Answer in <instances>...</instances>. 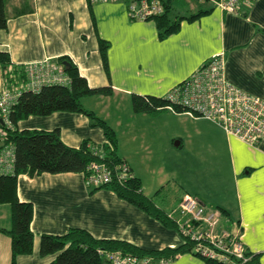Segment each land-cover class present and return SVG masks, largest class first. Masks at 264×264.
<instances>
[{
	"label": "crops",
	"instance_id": "1",
	"mask_svg": "<svg viewBox=\"0 0 264 264\" xmlns=\"http://www.w3.org/2000/svg\"><path fill=\"white\" fill-rule=\"evenodd\" d=\"M172 4L183 14L212 9L195 20H182L177 31L161 38L153 19L131 20L123 0H5L6 27L0 29V51L9 55L15 67L67 56L90 87L109 86L108 95L86 96L82 104L115 130L117 154L129 164L133 176L140 179L142 192L153 197L156 205L167 212L175 208L185 194L194 196L204 205L210 203L211 207L222 209L221 217L232 226L224 229L235 232L239 228L247 251L259 254L260 263L264 264V137L257 146L251 147L209 120L191 117L193 121H190L186 115L177 114L178 121L192 124L197 135L202 134L198 126L207 130L204 136L207 140L200 148L206 150L207 147L211 152L217 168L214 176L223 191L225 176L228 177L231 196L226 199L227 194L222 192L215 199L198 187L181 182L175 175L172 195L177 190L182 194L172 198L171 207L164 189L151 191L155 181L150 182L149 176H153L156 169L161 172L169 165H179L177 155L172 164V146L182 150L183 136L172 130L170 115L161 118V114L172 112L135 113L131 106V95L163 97L217 54L224 56L227 81L264 98V74L261 73L264 69V0L243 1L237 12L222 10L213 0H173ZM100 38L109 44L107 69L99 51ZM20 78L6 85L0 67V93L6 86L19 83ZM123 127L133 129L127 130L130 134L136 133L132 137L143 135L150 127L155 134L149 138L157 146L158 137L163 134L160 145L168 150L166 158L153 166L152 158L136 151L137 146L131 139L135 148L132 150L131 146L130 151L123 148L119 138ZM16 128H58L61 140L72 147H78L84 140L98 145L107 143L102 130L91 126L88 118L77 112L30 115L19 120ZM223 156L227 159V170ZM16 194L20 201L32 204L30 230L33 233L32 251L17 255L16 264H47L56 254H40V236L64 234L73 227L85 229L96 238L122 239L144 249L176 247L183 242L175 228L165 226L112 190L91 189L81 172L19 174ZM165 203L171 208H164ZM10 225V207L0 204V228L9 229ZM10 258L11 239L0 231V263H8ZM156 264L206 263L198 256L185 253Z\"/></svg>",
	"mask_w": 264,
	"mask_h": 264
},
{
	"label": "trees",
	"instance_id": "2",
	"mask_svg": "<svg viewBox=\"0 0 264 264\" xmlns=\"http://www.w3.org/2000/svg\"><path fill=\"white\" fill-rule=\"evenodd\" d=\"M207 1L209 0L201 2ZM172 3L173 0H166L164 12L151 18L155 21L158 35L161 38L177 31L182 20H195L212 9L210 7L199 9L190 14H183L176 11ZM4 5L5 0H0V29L6 27ZM98 45L104 67L107 69L106 51L109 44L100 38ZM57 61L62 64L69 83L66 85H45L37 92L23 90L9 112L12 127H6L0 121V127L4 130V140L0 143V149L4 145L10 144L14 150L12 172L0 174V204L9 205L11 219L9 229L0 228V231L11 239V258L8 263L0 264H16L17 255L29 254L32 251L33 233L30 230L32 204L20 201L17 197L16 180L19 174L33 176L44 172L51 174L81 172L85 175L86 166L92 161L104 163L111 168H115L123 161L117 154L118 142L115 130L104 119L82 104V98L86 96L108 95L111 91L110 87H90L86 78L79 74L77 66L67 56H61ZM0 67L6 85L13 82V79L18 76L22 77L21 81L25 80L23 67L13 66L9 55L1 51ZM261 73L264 74V69ZM166 104L167 100L164 96L131 95V106L135 113L156 115L166 110L163 108ZM57 111L77 112L85 115L91 126L99 127L102 130L107 143L98 145L84 140L78 147H72L61 140L58 128L52 130H19L16 128L19 120L30 115L45 116ZM88 186L93 190L99 188L112 190L118 197L135 205L165 226L175 228L179 233L176 222L177 214L170 217V211H165L156 205L153 197L145 195L138 177L133 176L124 183H119L114 177L112 181L101 186ZM216 209L224 212L220 208ZM182 239L183 242L176 247L144 249L122 239L96 238L85 229L73 227L60 235L43 233L40 236L39 252L42 255L56 254L54 259L47 264H110L105 254L113 251L137 257H152L154 260L170 261L185 253L195 255L193 252L194 243L187 238L182 237ZM246 254L250 257L246 264H261L259 254L248 251ZM204 260L206 264H217L211 259Z\"/></svg>",
	"mask_w": 264,
	"mask_h": 264
},
{
	"label": "built area",
	"instance_id": "3",
	"mask_svg": "<svg viewBox=\"0 0 264 264\" xmlns=\"http://www.w3.org/2000/svg\"><path fill=\"white\" fill-rule=\"evenodd\" d=\"M91 2H111L118 0H90ZM126 2L128 17L134 21H147L162 14L166 0H123ZM203 1V0H196ZM210 1V0H209ZM243 1L213 0L225 11L237 12ZM25 80L6 86L0 93V121L12 127L9 120L11 107L17 102L23 90L37 92L42 86L69 83L62 64L55 59L30 62L23 65ZM167 104L163 106L172 113H183L192 118H203L217 124L223 131L251 147H255L264 137V98L253 95L226 80L224 76V56L217 54L202 63L191 75L174 85L165 95ZM4 140V130L0 127V143ZM14 150L10 144L0 149V174L13 170ZM84 175L87 185L101 186L115 177L124 183L133 177L126 161L115 168L104 163L90 162ZM177 214L178 231L183 238L194 243L193 252L202 259L214 260L217 264H246L249 255L241 239L240 229L232 232L224 229L220 221L221 212L208 208L194 196L185 194L177 206L169 212ZM110 264H156L167 262L152 257H137L119 251L105 254Z\"/></svg>",
	"mask_w": 264,
	"mask_h": 264
},
{
	"label": "rangeland",
	"instance_id": "4",
	"mask_svg": "<svg viewBox=\"0 0 264 264\" xmlns=\"http://www.w3.org/2000/svg\"><path fill=\"white\" fill-rule=\"evenodd\" d=\"M191 1L195 2L194 0H191ZM122 107H124V105H122ZM177 114H180V113L161 114V118L165 119L166 115H170L169 117H171V121L169 120L168 121L171 122L172 124V130H175V132L176 131L181 132L183 136L185 146L182 150H179L178 148H174L172 146V164L175 162L173 157L177 155L180 158L179 161L176 160L177 164L179 165H176V166L169 165L168 168L164 169L161 172H160V169H156V171L154 172V175L149 176V181L150 182L155 181L154 185L157 186L158 188L157 187L155 188L154 185H152L151 191L156 190L157 192V190L163 188L164 193L167 196H169V198L167 197L168 202H171L170 205L172 207V198H174L177 195L182 194V191L177 190L172 195V186L175 185L174 181L172 180V177L176 175L181 182H184L187 185L196 186L202 192L204 193L207 192L210 196H212L215 199H218L219 196L222 194V192L227 194L226 199L229 198L231 196V192L228 193V191L231 188V184L229 183L228 177L225 176V190L223 191L221 183L217 181V179L214 176V173L217 170V168H216L213 156H210L211 152H209V149L207 147H206V150L205 148H203L206 151L205 153L206 156L202 155L204 153L203 152L204 150L203 149L201 150L200 147H201V144H204L205 141L207 140L204 137L206 135L205 132H207V130H205L203 126L200 125L198 126V128H200V131L202 132V134L197 135L196 128L193 127L192 124L190 125L184 124L178 121V119L180 118L179 116H177ZM24 119H21V120H24ZM187 119H189L190 121H193L191 120L192 118L189 116H187ZM93 127H96V126H93ZM121 129L126 132L125 133L122 132ZM121 129L119 130V138L121 140V145L123 146V148L130 151L131 146L133 150L135 148V146L133 145H136L137 146L135 148L136 151H140L143 153L144 156L148 155V157L152 158L151 164L153 166L160 164V160H163V158H166V156L168 155L167 153L168 150L165 148H162V146L160 145L161 139L164 136L163 134L159 135L158 137L159 145L157 146L156 144H152V139H150L151 136L155 134V130L153 134V131L152 129H150V127L147 128V130L145 129L143 131L144 132L143 135L139 134L136 137H132V135H135L136 133L130 134L127 132V130H133V129L126 130L125 127ZM186 129L188 130V133L186 132ZM130 139L133 145L131 144ZM222 161L224 163V169L227 170L228 165H227L226 157L223 156ZM166 173L168 174L169 177L166 176ZM158 180L160 183L158 182ZM206 204L207 205L205 206L208 208H215V207H211L212 205H209L210 203H206ZM165 207L167 209L171 208L167 205V203L164 204V208ZM225 219L226 218L224 216L220 217L221 223L222 222L224 223V224L222 223L223 224L222 227L230 229L232 226L226 224Z\"/></svg>",
	"mask_w": 264,
	"mask_h": 264
}]
</instances>
